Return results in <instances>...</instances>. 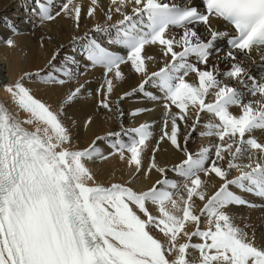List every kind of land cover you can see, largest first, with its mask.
I'll return each instance as SVG.
<instances>
[{
	"label": "snow or ice",
	"instance_id": "6c2138e0",
	"mask_svg": "<svg viewBox=\"0 0 264 264\" xmlns=\"http://www.w3.org/2000/svg\"><path fill=\"white\" fill-rule=\"evenodd\" d=\"M32 3L29 19L42 25L63 14L79 28L81 6L74 0ZM97 7L91 0L87 16ZM114 14L120 18L113 20ZM104 20L73 36L72 55L60 58L57 49L45 68L3 87L26 116L21 120L0 104V264H264V245L230 214V206H256L233 188L264 200V143L254 135L264 133V0H200L199 6L192 0H110ZM3 23L19 34L12 21ZM5 43L15 46L11 38ZM146 46H159L158 70H149L155 58L145 54ZM122 66L138 83L116 101L120 131L73 149L63 111L36 98L28 82L55 90L99 70L97 107L111 112L110 95L126 79ZM87 83L69 91L64 103L75 101ZM136 95L162 106L155 147L151 124L123 126L119 102ZM203 116L208 120L199 135L215 143L192 152L188 142ZM161 141L180 154L171 166L156 159ZM98 142L111 151L105 155ZM146 150L151 157L145 164ZM112 155L126 161L133 179L97 184L88 163ZM153 171L159 178L150 186H132L139 174L147 178ZM212 178L219 183L209 192Z\"/></svg>",
	"mask_w": 264,
	"mask_h": 264
},
{
	"label": "bare ground",
	"instance_id": "6f19581e",
	"mask_svg": "<svg viewBox=\"0 0 264 264\" xmlns=\"http://www.w3.org/2000/svg\"><path fill=\"white\" fill-rule=\"evenodd\" d=\"M194 1L195 0H192V3H194ZM62 2H64V0H55L57 6ZM176 2L181 3L182 0H176ZM74 3L81 6L79 28L75 27V23L71 18L64 17L63 14L54 21L42 25L35 17L29 19V10L33 7L32 0H0V97L3 95L8 96L3 90L4 85L14 82L25 72H34L38 69L45 68L51 54L57 49H60V58L65 55H72L73 36H83L84 33L92 29L95 24L105 23L104 13L108 10L110 0H98V7L93 17L87 16V9L91 4V0H74ZM3 18L12 21L19 34L13 35L3 23ZM119 18L117 14L113 15V20ZM213 23L214 26L222 27L220 25H215V22ZM8 38L14 41V47H8L6 45L5 41ZM101 43L107 46L105 41L101 40ZM61 45H63V48L60 47ZM145 54L155 58L153 61L148 62L149 70H158L161 66L160 62L163 59L159 46H146ZM77 59H80L78 54ZM54 63L58 66L59 59ZM220 67L221 70H224L223 64H221ZM1 70H3L4 73ZM123 70L126 75L125 81L116 83L113 93L110 95V104L113 108L111 112L97 107L99 97L95 95V90L99 87L103 79L102 73L99 70H93L86 76L80 77L78 82L69 83L64 87H57L55 90H53L51 86H42L37 82L28 83L35 97L46 105L51 106L52 111H63L64 115L61 119L64 125L71 129L73 137L72 147L78 150L86 147L97 135H104L109 131H120L121 118L115 111L116 101L124 92L130 91L131 88L135 87L138 83V77L129 75L127 68H123ZM256 73L257 70L253 69V74L255 75ZM85 81L88 82L86 84L87 90L82 91V94L70 105L64 103L65 95L77 87L78 84L85 83ZM189 82H191V78H189ZM148 90L153 91L151 88ZM119 103L120 108L124 112L122 118L124 128L137 127L143 123L151 124L154 138L149 144L150 147H155V140L159 138L163 119L162 106L158 103L146 101L141 95L125 98ZM138 108H149L151 111L141 113L136 117H131L129 113ZM8 109L14 115H17L19 119H25L26 114L22 111H18L12 102L10 108L8 106ZM232 111L235 113L236 109ZM89 118H91L92 122L85 127V121ZM207 120V116L202 117L201 128H198L196 131L197 133L202 130V124ZM180 127L183 133V125L181 124ZM254 135L258 142L264 143V133L256 131ZM197 137V142L195 141L193 144L188 142V148L192 152L199 151L202 146H209L215 143V138ZM125 140H127V137H125ZM98 144L105 155L111 151L107 144L102 142H98ZM199 145L201 146L199 147ZM150 157L151 152L146 150L144 159L145 164ZM156 159L160 164L167 163L171 166L172 163L180 159V154L176 153L169 144L161 141L160 151L156 154ZM88 167L91 169L96 183L104 186H108L115 182L125 183L133 179V170L128 167L126 161H121L118 155L109 156L107 160H98L94 163H88ZM233 175H237V173L233 172ZM158 178L159 176L155 171L150 173L147 178L139 174L137 178L133 180L132 186L137 190H143L154 183ZM168 178L180 182V178L173 173H168ZM218 183V178L210 179L208 191H214V186H218ZM233 189L237 195L242 196L249 203L254 205L255 203L260 204L261 206V209H255L256 206L254 209L244 205L230 206V214L234 218L237 217V213L241 209H252L255 211H261L263 209L264 200L262 203V200L258 197L241 192L235 188ZM197 204L199 205V201H197Z\"/></svg>",
	"mask_w": 264,
	"mask_h": 264
},
{
	"label": "rangeland",
	"instance_id": "374dc122",
	"mask_svg": "<svg viewBox=\"0 0 264 264\" xmlns=\"http://www.w3.org/2000/svg\"><path fill=\"white\" fill-rule=\"evenodd\" d=\"M1 71L3 72V70H1ZM2 75H4V74H2ZM4 96L5 95L0 97V104H3L7 108L9 106V108H10V104L12 101H11L9 95L5 96V97ZM50 109L52 110L51 106H50ZM197 136L202 138L199 135V133L195 132V133H193L191 139L189 140V143L193 144L195 141L197 142V140H196V138H198ZM200 146L201 145H199V147ZM231 190H234V189H231ZM261 202L263 203V201H261ZM255 205H256L255 209H261L260 204L255 203ZM251 208L254 209V207H251ZM234 223L237 226L244 228L245 231L248 232L249 235H252L254 233L255 234V241H256L258 246L264 245V207L261 211H255L252 209H241V210H239L237 213V217L234 219ZM245 225H247L246 228H245Z\"/></svg>",
	"mask_w": 264,
	"mask_h": 264
}]
</instances>
